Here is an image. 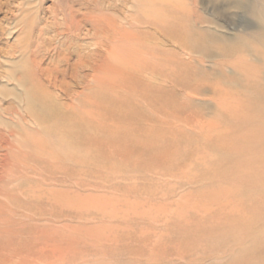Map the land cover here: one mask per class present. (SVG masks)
<instances>
[{"label":"rangeland","instance_id":"obj_1","mask_svg":"<svg viewBox=\"0 0 264 264\" xmlns=\"http://www.w3.org/2000/svg\"><path fill=\"white\" fill-rule=\"evenodd\" d=\"M234 11L0 0V264H264V68L217 58ZM28 41L45 112L14 96Z\"/></svg>","mask_w":264,"mask_h":264},{"label":"bare ground","instance_id":"obj_2","mask_svg":"<svg viewBox=\"0 0 264 264\" xmlns=\"http://www.w3.org/2000/svg\"><path fill=\"white\" fill-rule=\"evenodd\" d=\"M218 5L219 6H222L223 5L228 10H231V9H235V11L237 10L244 17H246L248 19V21H246V23L244 25L242 24L241 31H240L241 34L240 35L230 37V36H227L228 35L227 33H225L226 35H224L221 38V40H223L224 42H227V43L228 42H231V41H236L237 42L236 43L237 45H236L235 49L234 50H231V51H223V50H219L218 49L219 51L216 54L217 55V58L218 59L229 60V59H234L235 57L242 58V56H244L245 54H247V56L249 58H251L252 61H254L256 64L259 65V67H256L255 66V67H248V68H264V0H217V6ZM33 48H34V45H32V42L31 41H28V42H26V44L24 45L23 49L21 50V56L26 61H25V64L22 67H18V68H23L21 70L23 76L20 79L19 78L18 79L12 78V79H14L16 81V83L18 84L17 87H20L19 88V91L21 89L22 94H19V95L15 94L14 96L16 97L15 100L19 104H22L23 103V104L26 105L25 95H28L32 99H35V100L40 101L38 103H42V104H39L38 108H35V109L37 110V112H45L46 109L44 110L45 106L43 104V100H44V90H46V86L43 85L42 80L45 79L53 87H56L57 86V84L59 83V80H58L57 74L55 76L51 72H48V74L45 73L46 71L44 69H42L43 68L42 67L43 64H41L42 61L40 59V57L42 55L39 54V50H35L34 51ZM204 48H206V47H204ZM59 62H60L59 59L52 60V62H51L52 68H57V69L60 68ZM218 62H219V60H218ZM219 66H222V65L221 64H218V67ZM67 68H79V67H78L77 64H75V65L72 64V65H68ZM114 68H120V67L119 66H115ZM59 75H60V73H59ZM74 79H75V77H74ZM30 81H31V83H30ZM25 84H27V85H25ZM28 85H30V86H28ZM17 87L15 85V88L18 90ZM135 90H137V89H135ZM99 91H100V88H99ZM151 91H153V90H151ZM100 93L101 92H98L97 94H100ZM45 98L48 99V96L45 95ZM12 100H14V99H12ZM24 108L25 109H23L22 112L25 114V116H29V117H35L36 116L34 114L36 112H34V110L32 108H29L28 105H27V108L26 107H24ZM18 109L19 108H17V110ZM22 112L21 113H19V112L18 113H15V116L16 117L19 116L20 120H23L24 121V118L25 117L22 115ZM60 116H63V115H60ZM29 117H28V120H29ZM33 121H35V120H33ZM36 125H39L40 126V123L38 122V123H36ZM39 126H37L38 129L40 128ZM26 133H27V131H26ZM2 139H0L1 142H2ZM14 139H15V137H14ZM3 142H6V141L3 140ZM6 143L8 144V142H6ZM9 151H11V150H9ZM12 152H11V154H12ZM19 156H20V154H19ZM249 226H251V225H249ZM241 229H243V228H241ZM235 239H236V237H235Z\"/></svg>","mask_w":264,"mask_h":264}]
</instances>
